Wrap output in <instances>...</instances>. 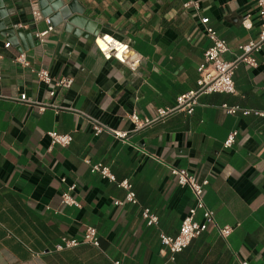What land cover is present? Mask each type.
Instances as JSON below:
<instances>
[{
  "label": "crops",
  "instance_id": "crops-1",
  "mask_svg": "<svg viewBox=\"0 0 264 264\" xmlns=\"http://www.w3.org/2000/svg\"><path fill=\"white\" fill-rule=\"evenodd\" d=\"M76 1L95 31L64 21L41 43L36 33L48 25L42 0H0V264H264V117L221 107L264 110V44L256 66L236 69V93L203 94L192 114L176 111L139 129L130 119L134 111L155 117L197 88V68L211 45L201 17L228 42L226 60L257 40L256 3L196 0L197 10L184 6L188 0ZM8 23L30 35L10 38ZM22 52L28 66L17 60ZM39 69L71 77L72 85L52 96ZM94 120L128 137L97 135ZM52 130L70 133L71 143L52 144ZM96 163L108 165L116 180L93 171ZM171 166L208 179L207 206L220 226L233 227L227 237L209 227L174 259L160 234L179 233L195 198ZM125 179L137 203L116 205L125 199ZM66 191L78 204L62 201ZM144 208L157 224L147 223ZM88 226L97 228L99 246L83 240ZM65 239L81 243L66 247Z\"/></svg>",
  "mask_w": 264,
  "mask_h": 264
},
{
  "label": "built area",
  "instance_id": "built-area-1",
  "mask_svg": "<svg viewBox=\"0 0 264 264\" xmlns=\"http://www.w3.org/2000/svg\"><path fill=\"white\" fill-rule=\"evenodd\" d=\"M259 10V15L261 19V32L257 40L250 41L239 46L240 53L233 60L224 59V54L227 53L230 48L228 42L220 38L216 30L209 25V17H201V22L204 24L205 30L209 38L211 39V45L204 53V57L200 64L198 65L199 77L197 80V88L180 94L177 97V103L173 107H160L158 108L157 115L155 117H140V115L134 111L130 114V119L135 122L136 128L150 125L156 121L163 120L170 114L176 111H185L188 114H192L195 110L196 105L199 103V99L203 94L213 93V92H226V93H236V85L234 81V75L236 69L241 62L248 63L252 66L257 65V59L255 53L261 49L264 44V0H253ZM185 7L194 6L199 10L200 6L196 0H188L184 3ZM34 15H40L38 10L34 11ZM48 25L47 28L36 33V37L39 42H44L49 32L54 29L50 19L46 17ZM244 24L248 26L245 22ZM17 60L25 66H28L30 62L26 58L25 53H21L17 56ZM39 80L45 82L47 85H51L54 89L51 90L50 94L55 95V89L57 87H70L72 85L73 79L71 77H53L47 69H39L37 71ZM1 78V77H0ZM46 105L41 104V109H45ZM222 109L228 114H235L241 111L244 115L254 113L258 116L264 117V110L260 109H248L240 106L229 105L224 103L221 105ZM93 129L95 134H100L105 130L112 131L116 137L121 139L128 137V132L118 131L111 129L97 120L93 122ZM237 131H233L225 141V146L229 147L235 140ZM48 135L51 138L52 144H60L62 146H67L71 143L73 136L70 133H60L58 131H49ZM92 170L99 172L104 178L111 181H115L116 177L112 173L110 167L103 163H96L92 165ZM170 172L176 181L181 186H188L195 198V204L189 208L187 214L185 215L179 233L176 236L167 235L165 233L160 234L161 244L164 249H168L171 253L170 258L174 259L175 255L183 251L192 240L200 235L203 231L207 230L211 226L218 228L220 233L227 237L233 230L231 225L220 226L216 221L215 211L208 207L204 199L205 186L209 183L208 179L199 180L197 176L191 173L186 168L171 166ZM123 186L127 192L124 200H116L115 204L120 205L125 201L137 203L136 194L133 190L132 183L125 179L119 183ZM75 185H72L69 189H74ZM62 201L68 204H78L76 199L66 191L62 195ZM202 213V220L197 218L198 212ZM143 216L149 225L157 224L159 222V217L151 211L150 208L143 209ZM84 241L99 246V236L97 228L94 226H88L83 238ZM81 243L77 239H65L66 247L76 246ZM64 246H60L62 249ZM113 264H123L120 259H114ZM243 264H248L246 261Z\"/></svg>",
  "mask_w": 264,
  "mask_h": 264
},
{
  "label": "water",
  "instance_id": "water-1",
  "mask_svg": "<svg viewBox=\"0 0 264 264\" xmlns=\"http://www.w3.org/2000/svg\"><path fill=\"white\" fill-rule=\"evenodd\" d=\"M42 13L48 17L52 25H57L62 22L67 23V28L72 26L84 27L87 30L95 31L94 21L84 15L83 7L78 6L77 1L65 4L62 0H42ZM6 13H3V17ZM9 24L7 34L10 38L15 39L17 36H22L23 31L30 35V31L19 29L12 23Z\"/></svg>",
  "mask_w": 264,
  "mask_h": 264
},
{
  "label": "bare ground",
  "instance_id": "bare-ground-1",
  "mask_svg": "<svg viewBox=\"0 0 264 264\" xmlns=\"http://www.w3.org/2000/svg\"><path fill=\"white\" fill-rule=\"evenodd\" d=\"M108 40H110V39H108ZM102 47L105 49V50H107L108 48H109V44H106V43H102ZM120 55H122V53H120Z\"/></svg>",
  "mask_w": 264,
  "mask_h": 264
}]
</instances>
